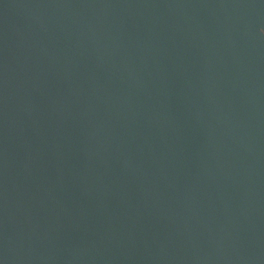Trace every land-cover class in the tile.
I'll list each match as a JSON object with an SVG mask.
<instances>
[{
	"label": "water",
	"instance_id": "95a60500",
	"mask_svg": "<svg viewBox=\"0 0 264 264\" xmlns=\"http://www.w3.org/2000/svg\"><path fill=\"white\" fill-rule=\"evenodd\" d=\"M264 0H0V264H264Z\"/></svg>",
	"mask_w": 264,
	"mask_h": 264
},
{
	"label": "clouds",
	"instance_id": "9594fccd",
	"mask_svg": "<svg viewBox=\"0 0 264 264\" xmlns=\"http://www.w3.org/2000/svg\"><path fill=\"white\" fill-rule=\"evenodd\" d=\"M262 31H264V30H262Z\"/></svg>",
	"mask_w": 264,
	"mask_h": 264
}]
</instances>
